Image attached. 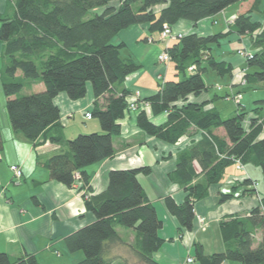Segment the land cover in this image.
<instances>
[{"label":"trees","instance_id":"16d2710c","mask_svg":"<svg viewBox=\"0 0 264 264\" xmlns=\"http://www.w3.org/2000/svg\"><path fill=\"white\" fill-rule=\"evenodd\" d=\"M247 1L15 0L13 15L0 16V42L4 43V55L8 59L0 73L1 85L15 131L28 140H37L58 125L61 111L55 103L56 97L66 93L69 99L77 101L86 96L87 85H92L95 101L88 116L99 121L101 132L79 134L66 141L67 149L46 163L52 180L67 187L78 182L83 184L86 207L96 218L65 239L70 253L84 255L75 264H113L108 251L110 245L123 243L117 232L119 226L134 230L131 247L141 264H160L153 256L164 244L159 235L163 222L138 179L139 175L152 173L150 166L110 171L108 186L103 192L93 194L90 188L88 167L115 154L113 139L121 133L118 121L128 110L130 93L122 88L123 83L140 69L133 59L122 57L120 51L125 44L115 43L116 36L122 30L141 24H148L151 33L161 36L165 25L173 29L181 20L198 23ZM263 2L253 0L251 8L239 14L226 32L206 36L185 34L168 45L162 39L166 46L163 52L170 56L166 63L173 64L177 79L162 82L159 92L150 97L149 102L155 114L168 113L167 122L155 125L142 111L138 115V126L168 144H176L192 128L202 133L199 141H192L179 152L176 169L169 173L170 180L186 192L181 204L171 196L164 199L181 230H193L195 203L207 196L212 185L223 180L229 167L238 168L240 163L243 168L238 169L242 172L247 165L259 168L264 182V18L254 16L264 14ZM233 35L248 36L252 46V50L246 47L237 50L247 68L252 70L244 73L237 93L261 90L263 97L254 101L250 112H245L242 96L236 102V114L224 118L212 106L216 97L206 101H187V97L210 91L211 85L204 79L209 70L221 78L233 75V66L214 54L215 49ZM240 52L250 55L243 57ZM190 67L194 68L192 72ZM18 73L22 76L18 77ZM30 81L43 82L45 89L22 95L25 83ZM231 97L236 99L235 95ZM179 99L185 102L177 104ZM247 113L253 118L245 129L243 121ZM221 127L226 133L224 138L214 134ZM53 140L63 142L62 137ZM2 150L0 130V152ZM21 178L16 179L14 175L16 181ZM255 183L246 178L239 185ZM231 197L232 194L221 193V202ZM220 232L223 251L206 254L203 246L196 243L194 262L264 264V197L261 205L253 208L249 215L227 216L220 222ZM259 233L261 240L256 242ZM0 264L42 263L34 255L13 259L0 252Z\"/></svg>","mask_w":264,"mask_h":264},{"label":"crops","instance_id":"0c3cea01","mask_svg":"<svg viewBox=\"0 0 264 264\" xmlns=\"http://www.w3.org/2000/svg\"><path fill=\"white\" fill-rule=\"evenodd\" d=\"M243 3H240L239 9L234 8L235 5H239L235 4L221 14L198 23L181 20L173 26V30L201 36L226 32L229 24L239 14L251 8L253 0ZM14 5L15 0H0V16H12ZM261 9L264 10V2ZM254 16L264 18V14L255 13ZM115 43H124L125 46L120 51L122 57L133 59L140 66V69L128 76L123 83L122 88L128 92L140 91L142 99L149 102V98L159 92L162 82L177 79L173 64L165 65L158 62V56L165 50V42L159 33L150 32L148 24L122 30L116 36ZM234 43L238 45L232 48L231 44ZM241 47L252 50L248 36L240 38L233 35L225 40L221 47L216 48L214 54L219 60L233 66V75L221 78L214 72L211 80L215 82L212 86L214 85L216 89L197 95L191 94L187 101H206L216 97L212 106L224 117L226 104H223V101H229L226 98L227 94L229 91L237 93L241 88L238 85L244 73L252 71L247 68L245 60L237 54ZM3 53L4 43L0 42V55ZM7 63L8 59L5 58L0 73ZM170 67L173 69L171 79L168 78ZM159 75L162 76L161 79ZM17 76L22 75L18 73ZM226 77L228 81L223 85L220 79ZM44 89L43 82L30 81L25 83L21 94L30 95ZM0 92V130L3 139V150L0 152V252L9 254L13 259L34 255L42 264H75L81 261L84 255L82 252L70 253L65 239L93 223L96 218L86 207L84 197L86 190L83 184L78 182L73 187H67L52 180L46 163L51 157L67 149L66 141L79 134L101 132L99 121L86 115L94 108L92 85L90 83L87 85L86 96L77 101L69 99L66 93H60L55 99L61 111L58 125L50 128L35 141L28 140L22 133L12 128L6 110V98L2 89ZM130 93L127 100L133 102L134 98ZM243 98L241 105L244 106L245 112L251 111L253 107L248 110ZM183 102L184 99H179L176 103ZM101 103H104L103 99ZM236 110L237 104L232 108L229 117L235 115ZM142 111L155 125L167 122L168 113L155 114L152 104L149 107L142 106L140 111L127 110L125 116L118 121L121 133L113 139L114 156L87 169L90 174L91 192L98 194L107 188L110 171L150 166L152 173L148 176L139 175L138 179L163 222L159 235L164 244L154 254V259L160 264H188L187 258L195 256L196 243L203 246L206 254L223 251L220 222L230 215L247 216L253 208L261 205L264 197L262 172L251 165L245 166L244 172L239 171L235 165L229 167L223 180L217 185H212L207 196L195 203L196 218L193 230H181L176 217L168 212L164 199L171 196L181 204L186 198V192L180 185L170 180L169 173L176 169L179 152L192 141H199L202 133L192 128L186 137L176 144H168L148 135L138 126V115ZM77 117L80 120L76 119ZM243 128H248L244 126V122ZM214 134L223 138L226 136L222 127L216 129ZM56 137H62L63 142L54 141L53 138ZM12 165L22 169L23 177L20 181L14 179ZM247 167L249 170H246ZM245 178L256 181L255 185H239ZM247 190L254 191L248 193ZM221 193L232 194V197L221 202ZM198 216L205 218V225L198 221ZM117 232L123 243L110 245L108 257L112 259L113 264L125 262L141 264L137 253L131 247L135 239L134 230L119 226ZM256 240L257 242L261 240L260 233L256 235ZM193 264L200 263L195 261Z\"/></svg>","mask_w":264,"mask_h":264},{"label":"built area","instance_id":"2783aa9c","mask_svg":"<svg viewBox=\"0 0 264 264\" xmlns=\"http://www.w3.org/2000/svg\"><path fill=\"white\" fill-rule=\"evenodd\" d=\"M184 35H185L184 33L175 32L169 25H165L164 30L161 33V38L168 45V44L172 43L173 41L177 40L178 38H182ZM240 55L243 57H246V55H250V53L247 54L245 52H240ZM158 61L162 64H167L166 62L170 61V56L167 53L163 52L159 55ZM193 69H194L193 67H190L189 71L192 72ZM158 77H159V79L162 78L161 75H159ZM242 82H243V80H242ZM234 95H235V98L237 100H240L243 96L242 94H239V93H236ZM130 96L134 98V101L128 102V110L140 111L142 106H146V107L150 106V102L142 99L140 91H135V92L131 93ZM86 115L88 116V115H90V113H87ZM238 168L241 169V168H243V166L239 163ZM11 170L13 171L16 179L22 177L23 173H22V170L20 169V167L13 165V166H11ZM76 177L79 178L78 173L76 174ZM200 223L202 225H205L206 220L203 219V221L202 222L200 221ZM193 262H194V259L192 257L187 258V263L191 264Z\"/></svg>","mask_w":264,"mask_h":264},{"label":"rangeland","instance_id":"374dc122","mask_svg":"<svg viewBox=\"0 0 264 264\" xmlns=\"http://www.w3.org/2000/svg\"><path fill=\"white\" fill-rule=\"evenodd\" d=\"M244 4V3H243ZM241 6H240V4L239 5H235V7L234 8H237V9H239ZM232 45V48H234V47H236L238 44H231ZM234 55H235V53H234ZM159 57V56H158ZM5 58H7V57H5V55H4V53H3V55L1 56L0 55V69H1V65H2V63H3V60L5 59ZM160 64H162V63H160ZM172 71H173V69L170 67V73H169V76H168V78L169 79H171L172 78ZM215 73H214V71H212V70H209L208 71V73L207 74H205L204 75V79H205V81L207 82V83H209L210 85H211V89H216V87H214V85L212 86V84H214L215 82H213L212 80H211V76H213ZM2 77H0V90L2 89ZM228 81V77H226V78H224L223 80L222 79H220V83H222L223 85H225L226 84V82ZM240 84H242V81L240 82ZM219 88V87H218ZM1 93V92H0ZM234 94H236V93H234L233 91L231 92V91H229V93L227 94V99H229V101H223V104H226V110H225V112H224V114H223V116H224V118H228L229 117V115H231V114H229L230 112H231V110H232V108H234L235 106H236V102H237V99H234L233 97H231V96H233ZM243 96H244V98H243V102L247 105V108H248V110H250L252 107H254V101L255 100H257V99H259V98H262L263 97V92L261 91V90H257V91H255V92H253V91H250V92H246L245 94H243ZM232 98V99H231ZM223 100V99H222ZM242 102V101H241ZM230 110V111H229ZM250 112V111H249ZM252 118H253V116H252V114H247V117L244 119V126L246 125L247 127H248V125H249V123H251L252 121ZM76 119H78V120H80V118L79 117H77ZM95 119V118H94ZM95 120H97V119H95ZM248 129V128H247ZM233 168V167H232ZM249 167H247L246 168V170H249L248 169ZM260 170V169H259ZM260 172H261V170H260ZM246 179V178H245ZM203 219L205 220V218H203V217H200V216H198V221L200 222H202L203 221ZM256 242H257V240H256Z\"/></svg>","mask_w":264,"mask_h":264}]
</instances>
